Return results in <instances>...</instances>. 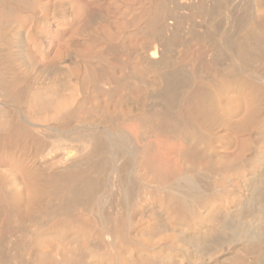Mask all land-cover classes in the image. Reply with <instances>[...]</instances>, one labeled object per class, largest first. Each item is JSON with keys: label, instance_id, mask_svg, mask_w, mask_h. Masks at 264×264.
Instances as JSON below:
<instances>
[{"label": "bare ground", "instance_id": "bare-ground-1", "mask_svg": "<svg viewBox=\"0 0 264 264\" xmlns=\"http://www.w3.org/2000/svg\"><path fill=\"white\" fill-rule=\"evenodd\" d=\"M0 264H264V0H0Z\"/></svg>", "mask_w": 264, "mask_h": 264}]
</instances>
